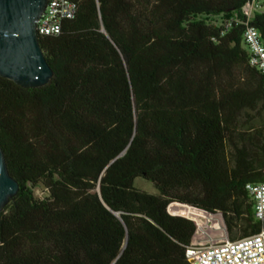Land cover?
I'll return each mask as SVG.
<instances>
[{
    "label": "trees",
    "instance_id": "1",
    "mask_svg": "<svg viewBox=\"0 0 264 264\" xmlns=\"http://www.w3.org/2000/svg\"><path fill=\"white\" fill-rule=\"evenodd\" d=\"M70 1L74 17L38 38L51 81L0 78V148L18 184L0 212V264H189L196 228L172 203L219 212L230 241L256 234L245 186L264 181V75L243 42L252 0ZM248 24L264 45V9Z\"/></svg>",
    "mask_w": 264,
    "mask_h": 264
},
{
    "label": "built area",
    "instance_id": "2",
    "mask_svg": "<svg viewBox=\"0 0 264 264\" xmlns=\"http://www.w3.org/2000/svg\"><path fill=\"white\" fill-rule=\"evenodd\" d=\"M263 9L264 0H252L242 9L245 17L243 42L249 54L248 65L261 75H264V45L259 32L249 26L248 22L254 13ZM75 13L76 5L70 0H47L44 12L36 23L38 38L57 36L61 32L62 23L72 19ZM232 22L238 21L234 18L225 21L224 28H229ZM245 191L252 203L253 218L260 224V230L256 234L234 241H214L204 230L197 234L206 223L205 215L210 213L187 206L200 214L191 216V219L185 218L193 222L196 228L194 234L199 235L197 239L193 234L190 244L185 248V258L189 264H264V181L247 184ZM218 228L214 222L208 229L212 231Z\"/></svg>",
    "mask_w": 264,
    "mask_h": 264
},
{
    "label": "water",
    "instance_id": "3",
    "mask_svg": "<svg viewBox=\"0 0 264 264\" xmlns=\"http://www.w3.org/2000/svg\"><path fill=\"white\" fill-rule=\"evenodd\" d=\"M46 4L47 0H0V78L24 89L43 87L53 76L36 33ZM17 191L0 148V212Z\"/></svg>",
    "mask_w": 264,
    "mask_h": 264
},
{
    "label": "rangeland",
    "instance_id": "4",
    "mask_svg": "<svg viewBox=\"0 0 264 264\" xmlns=\"http://www.w3.org/2000/svg\"><path fill=\"white\" fill-rule=\"evenodd\" d=\"M134 187L136 188V189H138V190H140V191H143V192H146V193H148V194H155L156 193V191H155V189H154V187H153V185L151 184V183H149V182H146V181H144V180H142V179H136L135 181H134ZM34 195H35V197H37V198H42L44 195H45V193H44V191L41 189V188H36V189H34ZM175 205V203H172V204H170L169 206H168V208H167V211H168V213L170 214V215H178V216H180V217H184V218H192L191 216H186V215H184V214H179V212H180V207H175L174 206ZM187 206V205H186ZM193 215L192 216H194V213H192ZM216 214H219L220 215V218H221V224H220V227L218 228V229H215V230H212V231H209V229L208 228H205V230L204 231H206V233L208 234V237H212V239L214 240V241H222V240H228V241H230L229 240V235L227 234V231H226V228H225V225H224V222H223V219H222V217H221V214L218 212V213H213L212 215H216ZM214 223V222H213ZM222 226V227H221ZM234 234L235 235H239L240 234V232H238V231H235L234 232ZM194 236H195V238H197L198 239V237H199V235H195L194 234ZM207 237V238H208ZM209 239V238H208Z\"/></svg>",
    "mask_w": 264,
    "mask_h": 264
},
{
    "label": "bare ground",
    "instance_id": "5",
    "mask_svg": "<svg viewBox=\"0 0 264 264\" xmlns=\"http://www.w3.org/2000/svg\"><path fill=\"white\" fill-rule=\"evenodd\" d=\"M177 206L180 207L179 214H184L186 216H192L193 215L192 213H194L195 217L200 215V214L194 212L193 210L184 207V205L183 206L182 205H175V207H177ZM205 221H206V223H205L204 227H201L197 231V234L201 233V231L205 230V228H209L212 225L213 222H216V226L217 227H220V224H221V218H220L219 214H216V215L207 214V215H205Z\"/></svg>",
    "mask_w": 264,
    "mask_h": 264
}]
</instances>
